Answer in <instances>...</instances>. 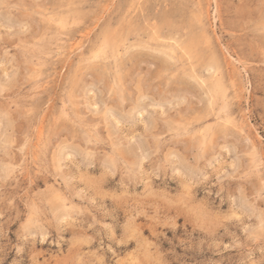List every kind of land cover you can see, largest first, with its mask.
I'll return each instance as SVG.
<instances>
[{"label": "rangeland", "instance_id": "374dc122", "mask_svg": "<svg viewBox=\"0 0 264 264\" xmlns=\"http://www.w3.org/2000/svg\"><path fill=\"white\" fill-rule=\"evenodd\" d=\"M0 264H264V0H0Z\"/></svg>", "mask_w": 264, "mask_h": 264}, {"label": "bare ground", "instance_id": "6f19581e", "mask_svg": "<svg viewBox=\"0 0 264 264\" xmlns=\"http://www.w3.org/2000/svg\"><path fill=\"white\" fill-rule=\"evenodd\" d=\"M217 81H218V80H217ZM234 90H236V89H234ZM234 90H233V91H234Z\"/></svg>", "mask_w": 264, "mask_h": 264}]
</instances>
